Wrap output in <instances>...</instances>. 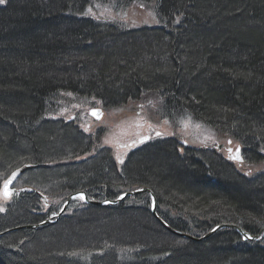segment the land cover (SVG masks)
Returning <instances> with one entry per match:
<instances>
[{"label": "trees", "instance_id": "trees-1", "mask_svg": "<svg viewBox=\"0 0 264 264\" xmlns=\"http://www.w3.org/2000/svg\"><path fill=\"white\" fill-rule=\"evenodd\" d=\"M139 3L150 6L159 26L132 29L89 15L105 7L120 14ZM99 46L105 52H97ZM143 53L148 60L141 64ZM148 93L163 96V118L204 124L238 141L249 163L264 162V0L0 3V191L11 172L36 166L20 177L23 189L0 205V233L58 212L51 207L44 213L36 191L49 196L57 190L65 200L83 190L100 201L144 186L155 193L160 217L177 231L199 237L219 223L238 224L252 235L264 229V171L237 173L216 151L172 139L151 140L118 163L110 149L98 146V135L53 118L64 103L97 101L114 110ZM151 205L148 193L108 207L83 201L55 224L1 235L0 264H264V236L250 241L223 228L201 241L180 237L157 221ZM92 214L141 217L143 233L127 242L88 234L86 228H98ZM72 221L85 228L83 235L71 231L74 244L59 235ZM57 233L63 244H42L41 237Z\"/></svg>", "mask_w": 264, "mask_h": 264}, {"label": "rangeland", "instance_id": "rangeland-1", "mask_svg": "<svg viewBox=\"0 0 264 264\" xmlns=\"http://www.w3.org/2000/svg\"><path fill=\"white\" fill-rule=\"evenodd\" d=\"M89 15L92 16L96 21L105 20L109 22H115L118 23L120 26H126L132 29L143 26L146 27L152 26L155 23V18L152 9L150 8V6L143 5L142 3L136 4L135 7L127 9L120 14L112 12L109 8L105 7V8H101V10L92 11L89 13ZM106 44L107 42H104V45ZM102 49L103 52H105L104 47L101 46L97 47L96 50L97 52H100V50L102 51ZM153 58L156 61H158V63L164 65L163 63L165 62H162L163 59L158 60V57H156L155 55L154 57H152V59ZM147 60L148 57L144 56V53L142 55L140 54L138 57V61L141 64L145 63ZM59 61L64 63L66 61L68 62L67 59L57 60V62ZM51 75L57 76L59 78L61 77V73L58 74L53 73ZM65 76L66 78L72 77V73L71 72L66 73L62 77ZM162 97L163 96L158 93H148V95L143 96L144 98L143 100L139 102L129 103L121 108L114 110H104L102 106L99 105V103H97V101L94 105L86 106V107L81 105H74V103H64V107H62V109L58 111V113L54 114L53 118L56 120L63 119L65 121H71L73 123V126L77 127L81 131H84V133H86L87 135H92L93 137L95 135H98V146L101 149H106V148L110 149L116 156L118 163H121V161L125 159L133 149L138 148L143 144H146L150 140L156 141L163 139L164 140L172 139L176 144L181 146L186 144L184 146L190 148H195V149L203 148V149L216 151V154L218 155L217 156L218 159H224L226 161L232 162V165L234 169L237 171V173L252 177L257 173L264 171V162L256 165L249 163V160L246 159L244 154V147L238 141L234 140L232 137L230 136L226 137L220 133H217L216 131L212 130L210 127H207L204 124L193 122L190 118H186L179 122H175L170 118L167 119L163 118L162 117L163 115L161 113L162 102H163ZM93 108L100 110L101 116L99 120H96L94 119V117L89 115V112ZM148 136H150V139L139 143V139L141 138L145 139ZM52 140L53 139L50 138V141ZM133 142H136L134 146L131 145L133 144ZM55 143H54L55 147H61L64 145L62 141L60 143L58 142L59 144L57 142ZM229 147H232L233 149H237V148L242 149L240 155L243 159V162L239 163L236 160V158L233 159L229 157L228 154ZM93 151H97V150L96 149L92 150L86 155V157L93 155L95 153ZM55 181L56 180L53 179L51 183L53 184ZM23 183L24 180L22 179L17 181L13 193H15L16 190L23 189L22 186H19V184H23ZM49 184L47 185V187L49 186ZM28 188L30 190L35 191L34 188L31 187ZM54 188L57 189V186H54ZM124 192H127V190H125ZM47 194L46 193L42 194L46 199V201H48L47 205L45 203L40 204L41 205L40 208L42 209V211L44 213H47V211H49V209L52 207L54 211L58 209V211L60 212L65 204V200H63V198L62 199L59 198V196H56L58 195L57 190H52V191L49 190V196H46ZM242 194H245L244 190H242ZM39 196L41 198V195ZM81 196L82 195L72 198L66 210L63 212L64 215L75 214L76 207L80 208L79 207L80 204L84 201V198H81ZM7 199L9 198L3 196L1 189L0 205L2 206L4 204H7L8 203ZM125 199L122 200L120 203L124 202ZM131 201L132 200H129V202ZM152 207H153V203L151 205V209ZM59 212L56 211V213L54 214L57 215V213ZM52 216L53 214L50 215V217ZM92 216H96L95 224L98 228H96L95 230L92 227L86 228L88 234H92V235L95 234L94 236H96L99 234L98 231H100L101 235L108 234L107 236H109L111 239L115 240L117 238L118 240L121 239L127 242L135 238L133 237V235L137 236L143 233V230L139 226H137L138 225L137 223L140 222L141 217H131V216L125 217L122 215H118V216H114L113 219L111 218V220L108 219L106 220V218H102V216H97V214L96 215L92 214ZM146 217L149 219L148 216ZM147 218H145L142 221L151 224L153 226V224L149 220H146ZM53 219L55 220V218ZM76 222L77 221L70 222L71 224H73V226L70 228V231L68 230L66 231V229L60 231L59 235H62L60 240L64 242H69L70 244H74L75 242H74V238L72 237V233H76V235L78 234L83 235L82 231L85 230V228L83 229L84 226L82 225L79 226L78 224H75ZM20 227L21 226H17L15 228L12 227V228L19 229ZM59 235L57 233V235H55L56 237L54 236V234H51L50 236H43L40 238V240L44 245L63 244L60 243V240L58 239ZM263 236L264 234L262 235V237ZM160 241L161 242L168 241V239L165 236H163V241L157 239L155 242L159 243ZM84 245H86V243H84ZM34 248H35L34 246H30V248L28 249L32 251L34 250Z\"/></svg>", "mask_w": 264, "mask_h": 264}, {"label": "water", "instance_id": "water-1", "mask_svg": "<svg viewBox=\"0 0 264 264\" xmlns=\"http://www.w3.org/2000/svg\"><path fill=\"white\" fill-rule=\"evenodd\" d=\"M98 112H99L98 109H92L90 111V114L92 116H94V117L97 118L98 116L96 115V113H98ZM147 139H148V137H147ZM143 141H145L144 138H141L139 140V142H143ZM229 142H231V141H229ZM184 145H186V144H184ZM237 159L238 160H241L240 158H237ZM35 167L36 166H34V165L27 164V165L21 166L18 169H16L15 171H13V173L8 177V179L3 184V188H2L3 196L6 197V198H9L12 195V193L14 192V190H15V189L12 188V186L16 183L17 179L23 173H25L28 170L34 169ZM9 181H10V183H7ZM6 183H7V191L9 193L7 196L4 194L5 193V190H6L5 189V184ZM144 192L149 193L151 195V197H152V201H153L152 212H153L154 217H156V219L159 221V223L165 229H167L168 231H170L174 235H177V236H180V237H186V238H189V239H192V240H195V241H201V240H204V239L208 238L210 235H212L213 233H215L220 228H231V229H234V230H236L246 240H258L264 234V229H262L260 231V233H258L257 235H251L249 232H247L246 230H244L240 226L234 225V224H219L214 229H212V231L208 232L207 234L203 235L202 237H194V236H192L190 234L177 231V230L171 228L161 217L158 216L157 210H156L157 209V198H156V195L148 187H144V188H141V189L127 191L122 196L118 197L116 200H113V201H111V200H106V201L91 200V199H89V197H88V195H87V193L85 191H77V192H74V193L70 194L67 197L66 202H65L62 210L57 215L62 214L66 210V208H67L68 204L70 203V201L72 200V198H74L76 196H79V195H82L84 197L85 202L88 203V204H91V205H94V206H106V205H116V204H119L122 200H124L128 196L137 195V194L144 193ZM41 197L44 200V202L47 204V201L44 198V196L41 195ZM57 215H55L56 217L54 216V217H49V218L45 219V221L42 222L41 224L51 223V221L53 220V218H59ZM39 225H25V226H21L19 229H22V228H37ZM14 228L8 229V230L0 233V236L3 235V234H6L8 232H12L14 230H18V228H16V229H14Z\"/></svg>", "mask_w": 264, "mask_h": 264}, {"label": "bare ground", "instance_id": "bare-ground-1", "mask_svg": "<svg viewBox=\"0 0 264 264\" xmlns=\"http://www.w3.org/2000/svg\"><path fill=\"white\" fill-rule=\"evenodd\" d=\"M154 14V13H153ZM154 18H155V23H154V25H152V26H149V28L150 27H156V26H159L160 24H159V22H158V20H157V18H156V16L154 15ZM241 160H239L238 162L239 163H241V162H243V159H242V157L240 158ZM13 172H11L9 175H8V177L12 174ZM8 177L5 179V180H7L8 179ZM145 187V186H144ZM144 187H141V188H144ZM136 190V189H135ZM144 193H147V192H144ZM141 194V193H140ZM149 194V193H148ZM150 195V194H149ZM151 196V195H150ZM157 198V197H156ZM151 199H152V197H151ZM106 200H111V199H105V200H101V201H106ZM114 200H116V199H114ZM99 201V200H98ZM111 201H113V200H111ZM84 203H85V201H84ZM152 203H153V201H152ZM87 204V203H86ZM108 206H111V205H106V206H98V207H108ZM157 210V209H156ZM151 211H152V209H151ZM58 214V213H57ZM152 214H153V212H152ZM157 214H158V212H157ZM64 214L62 213V214H60V215H57L59 218H55V220L53 219L52 221H51V223H47V224H41L42 222H44L45 220H42L40 223H36V224H31V225H39L37 228H22V229H40V228H43V227H45V226H47V225H52V224H55V222L56 221H59V219L63 216ZM158 216L160 217V215L158 214ZM56 217V216H55ZM156 218V217H155ZM158 221V220H157ZM159 222V221H158ZM166 222V221H165ZM167 223V222H166ZM168 224V223H167ZM219 224H232V223H219ZM219 224H217V225H219ZM169 225V224H168ZM216 225V226H217ZM235 225V224H234ZM170 226V225H169ZM216 226H214L212 229H214ZM171 227V226H170ZM172 228V227H171ZM174 229V228H173ZM212 229L210 230V231H212ZM220 229H223V228H220ZM226 229H231V228H226ZM219 230V229H218ZM217 230V231H218ZM232 230H234V229H232ZM210 231H208V232H210ZM216 231V232H217ZM236 231V230H235ZM170 232V231H169ZM207 232V233H208ZM215 232V233H216ZM206 233V234H207ZM260 233V232H259ZM214 234V233H213ZM212 234V235H213ZM251 234V233H250ZM205 235V234H204ZM212 235H210V236H212ZM252 235V234H251ZM255 235H257V234H255ZM203 236V235H202ZM202 236H199V237H202ZM209 236V237H210ZM195 237V236H194ZM189 239V238H188ZM244 239V238H243ZM261 239V238H260ZM260 239H258V240H260ZM192 240V239H191ZM246 240V239H245ZM250 241H256V240H250Z\"/></svg>", "mask_w": 264, "mask_h": 264}, {"label": "flooded vegetation", "instance_id": "flooded-vegetation-1", "mask_svg": "<svg viewBox=\"0 0 264 264\" xmlns=\"http://www.w3.org/2000/svg\"><path fill=\"white\" fill-rule=\"evenodd\" d=\"M239 151V153H238ZM228 154H229V157L231 158H238V156L240 155V150L237 149H233L232 147H229L228 148Z\"/></svg>", "mask_w": 264, "mask_h": 264}, {"label": "snow or ice", "instance_id": "snow-or-ice-1", "mask_svg": "<svg viewBox=\"0 0 264 264\" xmlns=\"http://www.w3.org/2000/svg\"><path fill=\"white\" fill-rule=\"evenodd\" d=\"M4 2V0H0V3H3ZM95 114V113H94ZM7 183H10V181L9 182H7ZM7 183L5 184V195L7 196L9 193H8V191H7ZM81 198H83V196H81Z\"/></svg>", "mask_w": 264, "mask_h": 264}]
</instances>
